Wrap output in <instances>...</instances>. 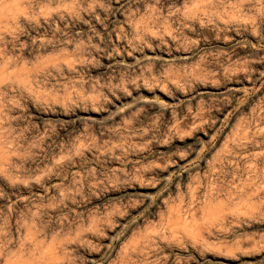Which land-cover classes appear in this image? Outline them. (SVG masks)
<instances>
[{"label": "rangeland", "instance_id": "obj_1", "mask_svg": "<svg viewBox=\"0 0 264 264\" xmlns=\"http://www.w3.org/2000/svg\"><path fill=\"white\" fill-rule=\"evenodd\" d=\"M0 264H264V0H0Z\"/></svg>", "mask_w": 264, "mask_h": 264}]
</instances>
